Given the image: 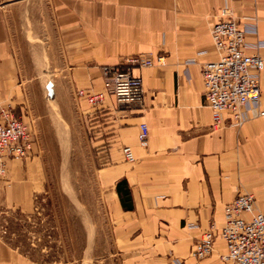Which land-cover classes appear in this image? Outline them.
Here are the masks:
<instances>
[{
  "label": "crops",
  "instance_id": "0c3cea01",
  "mask_svg": "<svg viewBox=\"0 0 264 264\" xmlns=\"http://www.w3.org/2000/svg\"><path fill=\"white\" fill-rule=\"evenodd\" d=\"M224 6L255 26L246 51L264 56V0H0V104L25 117L28 96L44 93L36 80L98 91L105 66L166 55L163 65L133 68L143 79L142 102L109 95L82 115L97 158L105 160L98 179L108 192L121 264H232L221 257L220 236L201 259L191 255L196 240L212 223L222 224L225 205L241 192L264 211V114L244 109L245 122L237 125L224 112L214 127L205 102L202 68L219 57L211 27ZM260 86L264 112V70ZM142 122L149 126L147 146L139 140ZM35 153L33 145L26 158H7L0 212L36 210L47 172ZM0 264L70 263L35 259L0 237Z\"/></svg>",
  "mask_w": 264,
  "mask_h": 264
},
{
  "label": "rangeland",
  "instance_id": "374dc122",
  "mask_svg": "<svg viewBox=\"0 0 264 264\" xmlns=\"http://www.w3.org/2000/svg\"><path fill=\"white\" fill-rule=\"evenodd\" d=\"M36 81L44 93L28 96L26 119L32 124L35 154L46 167V188L37 195L34 213L0 212V237L39 260L121 264L114 254L108 192L98 179L104 164L82 118L91 105L67 80Z\"/></svg>",
  "mask_w": 264,
  "mask_h": 264
},
{
  "label": "built area",
  "instance_id": "2783aa9c",
  "mask_svg": "<svg viewBox=\"0 0 264 264\" xmlns=\"http://www.w3.org/2000/svg\"><path fill=\"white\" fill-rule=\"evenodd\" d=\"M255 32V26L234 16L228 6L220 8L212 24L211 35L219 57L203 64L202 78L205 102L211 109L214 127L222 123L224 112H230L237 125L245 122L244 109L253 111L255 115L264 114L259 108L264 56L246 51L247 34ZM165 63V54L129 56L120 64L103 68V89L79 88L77 95L92 107L103 104L109 95L128 104L142 102L143 79L133 74V68ZM139 128L140 143L147 146L149 126L142 122ZM33 142L31 122L23 114L18 115L11 103H1L0 179L7 175V158H26ZM123 152L126 160H136L130 146H124ZM217 236L226 245V251L221 255L224 260L232 264H264V211L256 210L252 194L241 192L225 205L222 224L212 223L201 233L192 249V257L201 259L210 255Z\"/></svg>",
  "mask_w": 264,
  "mask_h": 264
},
{
  "label": "trees",
  "instance_id": "16d2710c",
  "mask_svg": "<svg viewBox=\"0 0 264 264\" xmlns=\"http://www.w3.org/2000/svg\"><path fill=\"white\" fill-rule=\"evenodd\" d=\"M101 162H102V163H105V160L101 159ZM118 187H119V185H118ZM122 193H124V192H122ZM127 194H128V196H129V192H127ZM124 205H125V204H124Z\"/></svg>",
  "mask_w": 264,
  "mask_h": 264
}]
</instances>
